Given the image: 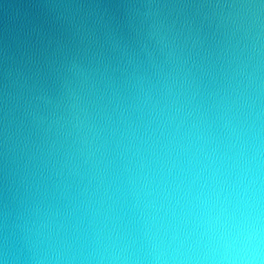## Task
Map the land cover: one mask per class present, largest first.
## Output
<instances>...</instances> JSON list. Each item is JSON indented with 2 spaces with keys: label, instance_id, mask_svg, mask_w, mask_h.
<instances>
[{
  "label": "clouds",
  "instance_id": "9594fccd",
  "mask_svg": "<svg viewBox=\"0 0 264 264\" xmlns=\"http://www.w3.org/2000/svg\"><path fill=\"white\" fill-rule=\"evenodd\" d=\"M0 264H264V0H0Z\"/></svg>",
  "mask_w": 264,
  "mask_h": 264
}]
</instances>
